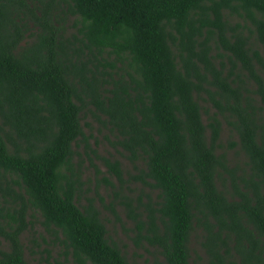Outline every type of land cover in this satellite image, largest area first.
<instances>
[{"label":"trees","instance_id":"obj_1","mask_svg":"<svg viewBox=\"0 0 264 264\" xmlns=\"http://www.w3.org/2000/svg\"><path fill=\"white\" fill-rule=\"evenodd\" d=\"M86 109L157 191L127 203L136 242L162 255L152 264H202L196 228L206 264H264V0H0V264H36L19 238L35 223L68 264H130L78 204ZM219 116L243 173L215 152Z\"/></svg>","mask_w":264,"mask_h":264},{"label":"rangeland","instance_id":"obj_2","mask_svg":"<svg viewBox=\"0 0 264 264\" xmlns=\"http://www.w3.org/2000/svg\"><path fill=\"white\" fill-rule=\"evenodd\" d=\"M71 22L68 18V30L73 31ZM223 60L225 61L224 57ZM200 103L209 105L204 101ZM99 117L104 119L102 114H99ZM201 118L203 122L206 121L204 113L201 114ZM219 119L220 129L215 152L224 155L227 166L234 174L243 173L247 170L246 158L238 149L236 135L225 119L221 116ZM80 122L83 136L72 144L73 152L70 157L71 166L78 173L79 206L86 198L91 200L104 223L108 238L119 247L130 264H152L153 261L162 260L158 247L151 246L143 239L140 240V244L136 242V227L129 215L128 204L131 208L138 207L140 210L147 198L151 201L156 199V189L134 177L139 173V169L143 168V163L141 161L132 163L124 150L114 143L116 138L114 131L105 121H99L89 109L85 110ZM231 141L235 144L231 145ZM106 160L118 162L120 180L107 170ZM225 177L224 175L222 182L216 180L218 187H229L228 178ZM140 213L143 218L142 212ZM38 232H41V227L35 223L33 228H25L20 233L24 257L36 264H68L60 255L59 246L50 243L46 237L42 238ZM200 240L201 231L196 228L189 237L190 256L206 264V255ZM5 245L0 237V246Z\"/></svg>","mask_w":264,"mask_h":264}]
</instances>
